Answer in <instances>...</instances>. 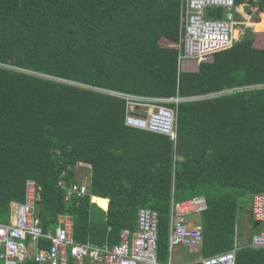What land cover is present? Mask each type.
<instances>
[{
	"label": "trees",
	"instance_id": "obj_1",
	"mask_svg": "<svg viewBox=\"0 0 264 264\" xmlns=\"http://www.w3.org/2000/svg\"><path fill=\"white\" fill-rule=\"evenodd\" d=\"M235 4L238 21L251 16L259 37L193 71L182 67L181 0H0V224L12 222L11 205L34 180L44 234L69 216L75 242L112 247L148 208L164 263L171 201L202 196V257L235 248L234 264H264V249L248 245L258 231L251 207L248 241L236 244L246 198L264 193V0ZM111 92L182 97L166 104L175 109V136L125 125V99ZM59 182L86 193L65 199ZM106 199V211L94 203ZM36 239L26 237L22 264H40L35 255L50 241ZM30 244L41 250L29 255ZM90 259L68 252L66 264Z\"/></svg>",
	"mask_w": 264,
	"mask_h": 264
},
{
	"label": "built area",
	"instance_id": "obj_2",
	"mask_svg": "<svg viewBox=\"0 0 264 264\" xmlns=\"http://www.w3.org/2000/svg\"><path fill=\"white\" fill-rule=\"evenodd\" d=\"M181 24L183 28L182 49L184 58L202 60L226 48H230L236 39L233 32L238 23L235 0H181ZM208 8H221L222 18L207 17ZM178 47L180 45L178 43ZM212 53V54H211ZM115 96L125 99V125L162 134L175 136V109L166 104L177 105L182 97L144 98L138 95ZM165 104V105H163ZM152 108L151 112L149 109ZM146 109V113L138 110ZM67 188L65 199L72 193L83 195L86 187L76 183ZM251 214L254 222H258L257 233L251 236L250 246L264 249V193L253 195ZM38 186L34 180L25 184L24 201L14 203L16 213L9 225L0 224V264H22L27 252L25 239L27 236H41L50 241V246L35 255V261L42 264H66L68 252L75 258L90 257L99 259L101 264H163L157 258V214L148 208H139L136 229L130 232L121 231L118 245L97 247L89 242L77 243L71 237V218L65 216L62 225L53 233L44 234L36 219V202ZM207 201L202 196L190 197L179 201H171L168 245H184L189 248L198 246L203 238V227L200 222L188 225V217L201 214L207 209ZM44 234V235H42ZM36 239V240H37ZM236 244H239L237 241ZM235 248L209 257L201 258L200 264H234ZM170 264V263H168Z\"/></svg>",
	"mask_w": 264,
	"mask_h": 264
},
{
	"label": "rangeland",
	"instance_id": "obj_3",
	"mask_svg": "<svg viewBox=\"0 0 264 264\" xmlns=\"http://www.w3.org/2000/svg\"><path fill=\"white\" fill-rule=\"evenodd\" d=\"M244 11V10H243ZM251 17V16H250ZM242 22H240V21H238V23L236 24V26H235V35H237V37H240V39H246V38H248L249 36V38H254V37H259L258 36V34H256V32H255V26L253 25L254 23H256V21H253V19H252V21L250 22H248V19H249V17H245V18H242V15H239V17H238ZM260 18V17H259ZM245 20H246V22H247V24H248V26L247 25H244V23H245ZM250 23V24H249ZM252 23V24H251ZM247 28L248 27V29H249V33H248V35L249 36H247L246 35V33H245V28ZM243 31V35H241V32ZM239 38H238V40H240ZM258 40V43H259V45H261V46H264V37H261V38H258L257 39ZM160 44L161 45H163V46H173V43L172 42H170V41H168V40H161L160 41ZM212 54V53H211ZM215 54V53H214ZM212 58H213V55L212 56H209V57H205V58H203L202 60H196L195 58H184V60H183V65H182V67H183V69H185V70H193V71H195V70H197L198 69V65H199V63L200 62H202V61H211L212 60ZM259 87H264V84H259L258 85ZM145 110V112L144 113H146L148 110H146V109H144ZM151 112L153 111V109L152 108H150L149 109ZM140 113H143L142 111H143V109H140V110H138ZM83 169H85L86 170V168H83ZM82 177V176H81ZM255 194H257V193H255ZM190 195V194H189ZM254 194H252V196H251V202L250 203H248L250 200L249 199H247L246 198V200H245V202H244V209H243V211H242V213H241V215H240V218H239V220H240V223H239V228H240V233H241V236H239V238L237 239V241L238 242H241V243H239L238 245H240V244H242V243H245V242H247L248 240H247V238L249 237V233H251V224H250V222H248V218H247V216H248V213H249V211H250V207H252L253 206V196ZM189 197H191V195L190 196H186L185 198H189ZM194 197H197V196H194ZM185 198H183V199H185ZM16 207L14 206V216H15V213H16V209H15ZM253 208V207H252ZM189 222V221H188ZM56 229V228H55ZM55 229L53 230V232L55 231ZM53 232H51V233H53ZM202 233H203V231H202ZM202 241H203V238H202ZM202 241H201V243H202ZM200 243V244H201ZM200 244L198 245V246H200ZM198 246H196V247H198ZM179 249L180 250V248H183L182 250H181V252H186L187 250H188V248L189 247H187V246H184V245H176L172 250L173 251H175L176 249ZM194 248V247H193ZM81 264H83V263H81Z\"/></svg>",
	"mask_w": 264,
	"mask_h": 264
},
{
	"label": "crops",
	"instance_id": "obj_4",
	"mask_svg": "<svg viewBox=\"0 0 264 264\" xmlns=\"http://www.w3.org/2000/svg\"><path fill=\"white\" fill-rule=\"evenodd\" d=\"M249 21L251 22L250 17H249V19H248V22H249ZM249 24H250V23H249ZM251 24H252V23H251ZM245 25L248 26L246 20H245ZM244 28H245V27H244ZM245 33H246V35H248V33H249V29H248V27L245 28ZM241 35H243V31L241 32ZM238 38L240 39V37H237V35H235V31H234V32H233V39L238 40ZM93 197L100 198V197H98V196H92V198H93ZM192 197H193V196H192ZM189 198H190V197H189ZM102 199H105V198H102ZM185 199H187V198H185ZM181 200H183V199H181ZM106 201H107V199H106ZM93 202H94V201H93ZM94 203H96V205H97L99 208H101L103 211H106V209H107V207H108V201H107V205H106L105 207L99 206V205L97 204V202H94ZM14 206H15V204H12V205H11L10 219H11V218L13 219V217H14ZM169 218H170V217H169ZM61 220H62V217H60L59 222H58V224L56 225L55 228L61 226ZM188 221H189V222H188V225H189V226H192L193 223H195V222H200V215H199V214H193V215H190V216L188 217ZM136 222H137V217H136ZM55 228H54V229H55ZM71 229H72V221H71ZM135 229H136V227H135ZM135 229H134V230H135ZM170 229H171V221H170L169 233H170ZM134 230H133V231H134ZM239 243H241V242H239ZM117 245H118V244H117ZM28 246H29V247H28V254H29V255H33L35 252L41 250L40 247H39V248L37 247V244H36V247H35V245L33 246L32 244H30V245H28ZM104 246H107V245L104 244ZM99 247H103V246H99ZM107 247H108V246H107ZM174 247H175V246H174ZM174 247L170 248L169 245H168V257H167V259L164 261L163 264H165V263H167V264H168V263H170V264H196V263H200L201 258H203L199 246H198V247H195V248H188V250H187L186 252H184V253L181 252V250H182L183 248H180V250L177 248L175 251H173L172 249H173ZM88 258H90V257H88ZM89 264H101V261H100L99 259H93V258H91Z\"/></svg>",
	"mask_w": 264,
	"mask_h": 264
},
{
	"label": "water",
	"instance_id": "obj_5",
	"mask_svg": "<svg viewBox=\"0 0 264 264\" xmlns=\"http://www.w3.org/2000/svg\"><path fill=\"white\" fill-rule=\"evenodd\" d=\"M257 225H258V222H255V223H254V226L256 227Z\"/></svg>",
	"mask_w": 264,
	"mask_h": 264
},
{
	"label": "clouds",
	"instance_id": "obj_6",
	"mask_svg": "<svg viewBox=\"0 0 264 264\" xmlns=\"http://www.w3.org/2000/svg\"><path fill=\"white\" fill-rule=\"evenodd\" d=\"M237 20H238V19H237ZM257 22H258V21H257ZM244 25H245V23H244ZM236 41H238V40H235L234 42H236ZM233 44H234V43H233ZM233 44H232V45H233ZM152 133H153V132H152Z\"/></svg>",
	"mask_w": 264,
	"mask_h": 264
}]
</instances>
